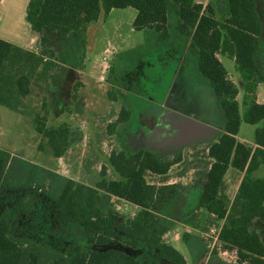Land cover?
Instances as JSON below:
<instances>
[{"label":"trees","instance_id":"16d2710c","mask_svg":"<svg viewBox=\"0 0 264 264\" xmlns=\"http://www.w3.org/2000/svg\"><path fill=\"white\" fill-rule=\"evenodd\" d=\"M126 7L138 11L133 22L136 30L156 34L162 43L171 42L180 54L195 63L200 78L213 88L226 128L206 147L207 178L199 206L219 219L227 218L221 237L237 249L241 262L264 264V238L258 229L251 228L256 220L264 221V176L254 175L264 165V103L257 102L255 95L257 85L264 81V67L258 58L264 31V0H209L206 5L198 0H30L27 21L46 46L55 32H78L86 24L96 22L102 12L108 14L114 8ZM226 42L246 81L244 116L237 99L238 86L217 55L226 51ZM50 64L41 54L0 38V93L8 90L29 95L39 70L47 72ZM74 98H78L77 93ZM0 104L23 112L19 102L2 93ZM131 117L132 112L125 108L117 122L129 121ZM243 120L250 124L262 122L256 128L254 144L238 138ZM35 126L48 139L54 156L67 152L72 139L65 124L47 127L35 120ZM0 159L6 187L41 190L53 200L55 220L72 237L81 236L92 245L107 246L95 249L76 239L60 250L17 235L20 213L33 208L25 194L17 208L7 206L0 214V264H23L32 255L37 256L36 264H145L126 249L158 251L174 264L187 263L184 254L164 240L163 235L172 226L165 225L155 210L162 199L176 192V186L156 185L147 179L149 173L167 176L178 159H169L150 148L134 152L113 150L110 162L121 178L107 179L103 167V178L96 186L2 149ZM231 167L243 174L233 201L226 193L225 179ZM112 196L138 204L141 209L136 216L119 221L102 207V202Z\"/></svg>","mask_w":264,"mask_h":264},{"label":"rangeland","instance_id":"374dc122","mask_svg":"<svg viewBox=\"0 0 264 264\" xmlns=\"http://www.w3.org/2000/svg\"><path fill=\"white\" fill-rule=\"evenodd\" d=\"M4 1L0 3L2 35L11 37L19 31L24 32L27 27L24 25H28L26 17L20 19L17 6L14 7L10 0ZM135 12L133 7L116 8L108 14L102 12L100 19L81 29V34H70L64 41L57 36L52 38L53 48L41 52L44 60L51 64L47 72L39 70L32 92L27 96L8 90L1 92L8 99L19 102L23 112L0 104V149L55 168L57 172L92 186L103 178V167H106L107 179L121 178L110 162L113 150H157L178 161L166 178L147 175L148 181L156 185L176 186V192L162 199L155 210L179 216L181 211L175 203L188 187L196 184V176L203 179L199 182L201 185L206 184L205 150L224 130L225 117L213 88L200 78L195 63L180 54L171 42L162 43L156 34L136 30L133 26ZM140 46L144 47L137 50ZM225 50L220 54H231L229 42ZM222 61L240 89L238 99L244 116L242 75L232 57L224 56ZM113 67L115 71L111 70ZM125 108L132 112V117L118 123ZM35 120L47 127L65 124L68 128L72 143L62 158H55L48 139L37 130ZM261 125L262 122L250 124L243 120L238 137L248 143L254 142L256 128ZM2 164L0 159V214L7 206L17 208V202L25 194L26 200L33 203L30 211L20 213L17 235L60 250L76 239L95 249L107 247L92 245L81 236L72 237L69 230L55 220L53 200L41 190L6 187ZM254 175L264 176V168ZM242 177V172L232 167L226 174V193L231 201L238 193L231 198ZM30 191L32 194H27ZM102 193L106 194L104 190ZM195 198L197 191L191 193V200ZM102 207L119 221L137 215V212L132 215L137 207L123 198L112 196L102 202ZM158 217L165 225L173 226L183 221L194 226L208 254L218 257L224 264H246L241 262L237 249L224 241L222 250L227 251L226 254L216 250L210 253L206 246L207 231L210 227L225 225L227 218L219 219L200 206L177 218L175 223L172 219ZM251 228L258 229L264 238V221L256 220ZM153 253L156 252L144 254L148 257ZM36 262L37 256L32 255L23 264ZM190 263L195 264L192 259ZM209 264L217 262L213 260Z\"/></svg>","mask_w":264,"mask_h":264},{"label":"crops","instance_id":"0c3cea01","mask_svg":"<svg viewBox=\"0 0 264 264\" xmlns=\"http://www.w3.org/2000/svg\"><path fill=\"white\" fill-rule=\"evenodd\" d=\"M29 1L30 0H10L11 4H14V7L17 6L16 10H17L18 15L20 16V19H22L24 16L27 19V11H28ZM198 1L203 3L204 5H206L209 2V0H198ZM2 2H5V1L0 0V3H2ZM114 9H116V8H114ZM137 13H138V11L136 9V12L134 13L133 19L136 18ZM2 19H3V14L0 12V38L8 40V41L26 49V50L33 51L37 54H40L42 52V50H44V49L53 48V43L55 41H53L52 38L54 36H57L60 38V40L64 41L65 38H69L68 36H70V34H81L82 33V31L80 30L78 32H72L69 35H67V37H66V35H60L59 33L55 32L52 34L51 41L46 46H44L41 43L40 34L33 29V27L31 26V24L28 21H27L28 25H24L22 23V26L23 25L27 26L25 28L24 32L19 31V32H17V35H12L11 37L3 36L1 33ZM263 21H264V18H263ZM28 26H30V27H28ZM263 43H264V31H263V34L261 35V43H260V48H259V52H258V58L261 60L262 65L264 67ZM41 55L44 57L43 53H41ZM217 55L221 61H222V57L230 56L236 62V57L234 55L220 54V53H218ZM223 64H224V62H223ZM236 68H237V62H236ZM226 69H227V67H226ZM228 73H229V70H228ZM241 75H242V80H243V84H244V88H245V82H246L245 77L242 73H241ZM229 76L235 82V80L232 78L230 73H229ZM238 89H239V87H238ZM239 94H240V89H239L237 99L239 98ZM246 95H247V92L245 89V100H246ZM255 95H256L257 102L264 103V81L260 82L257 85ZM238 101H239V99H238ZM225 128H226V121H225ZM225 128H224V130H225ZM240 140L247 142L245 139H240ZM254 143H255V140H254V142L249 143V144H254ZM63 156H60V157L55 156V158L59 159V158H62ZM263 168H264V165H262L260 167L259 171L262 170ZM50 169L57 171V169H55V168H50ZM228 171H230V169ZM200 180H203V179L198 178L196 176V179H195L196 184H192V186L188 187L186 193H183L179 198L180 200L176 201L175 205L178 206V208H180L179 210L181 211V214L179 216H175V215L173 216V214L170 212H168L166 214L158 212L157 214L160 216L166 217L168 219H172L173 222L175 223L177 218H181L182 216H185L187 213H189L191 211V209L198 207L199 203H200L201 195H202V193L204 191V187H205V184L201 185V183H199ZM240 182H241V180L238 181L237 188L233 194V197H231V198H234V196L238 192ZM226 183H227V181H226ZM193 191H197V199L195 198L194 200H191V193ZM114 197H117V196H114ZM117 198H120V197H117ZM130 203L134 207H137V209L133 210V212H132V215H136V212L138 213L140 211L141 207L138 204H135L132 202H130ZM196 231L197 230L194 226L189 225L183 221H181V222L178 221L172 226V228H170L167 232H165V234L163 235V238L166 242L174 245L178 250H180L184 254L186 261H187L186 264H191L190 259H192L195 262V264H209L213 260L216 261L217 264H224L225 262L221 261V259H219L218 257L208 254V251L206 250V248L202 244L200 235ZM126 251L133 256L141 258L145 262V264H154L156 261H158L159 264H174V263L164 259L158 251H154L156 253L149 254L148 257L144 254L147 251L145 249H126ZM151 252H153V251H151Z\"/></svg>","mask_w":264,"mask_h":264},{"label":"built area","instance_id":"2783aa9c","mask_svg":"<svg viewBox=\"0 0 264 264\" xmlns=\"http://www.w3.org/2000/svg\"><path fill=\"white\" fill-rule=\"evenodd\" d=\"M223 226H213L207 231L206 238V246L210 253L213 251H218L220 254H226L227 251L222 250L223 240L221 237Z\"/></svg>","mask_w":264,"mask_h":264}]
</instances>
